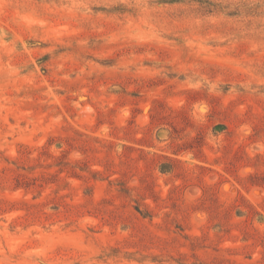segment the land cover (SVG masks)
I'll return each mask as SVG.
<instances>
[{
	"label": "rangeland",
	"instance_id": "374dc122",
	"mask_svg": "<svg viewBox=\"0 0 264 264\" xmlns=\"http://www.w3.org/2000/svg\"><path fill=\"white\" fill-rule=\"evenodd\" d=\"M0 264H264V0H0Z\"/></svg>",
	"mask_w": 264,
	"mask_h": 264
}]
</instances>
